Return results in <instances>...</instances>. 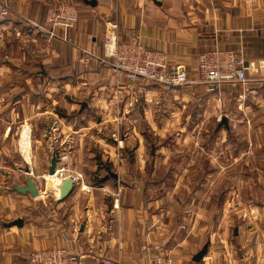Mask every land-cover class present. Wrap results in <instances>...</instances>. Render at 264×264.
<instances>
[{"label":"crops","instance_id":"1","mask_svg":"<svg viewBox=\"0 0 264 264\" xmlns=\"http://www.w3.org/2000/svg\"><path fill=\"white\" fill-rule=\"evenodd\" d=\"M0 2L10 8L0 21V264H29L32 252L55 247H66L91 264H149L158 253L196 264H264V170L249 175L242 166L235 174L231 165L218 169L233 176V183L216 212L211 208L214 196L205 188L192 194L182 177L171 184L157 180L161 164L147 172L140 133L139 150H131L132 137L125 129L118 143L109 146L107 140L116 123L124 128L142 122L149 115L145 103L158 89L145 81L131 84L104 60L108 27L117 22L120 40L139 39L165 52L187 67L192 82L198 80L199 55L213 47L262 62L247 71L236 96L228 94L236 91L230 83L213 91L225 110L232 100L242 103V93L248 97L241 105L245 108L255 99L250 130L245 131L251 141L255 130L264 127V0ZM58 2L80 11L65 38L61 30L51 36L46 24L47 8ZM187 86L210 92L202 81ZM27 138L28 146L23 145ZM97 145L104 154L93 151ZM60 150L70 153L64 165L83 177L69 196L56 201L59 189L44 194V177L53 152L58 156ZM255 151L237 153L257 158L249 170L264 165V150L258 156ZM83 165L92 166V176ZM29 176L40 196L14 188L24 187ZM205 245L206 253L195 261Z\"/></svg>","mask_w":264,"mask_h":264},{"label":"rangeland","instance_id":"2","mask_svg":"<svg viewBox=\"0 0 264 264\" xmlns=\"http://www.w3.org/2000/svg\"><path fill=\"white\" fill-rule=\"evenodd\" d=\"M151 84H153L152 88L156 87L158 91H156V96L151 94L152 96L145 103L149 115L144 117L142 122H137L135 125H124V128L122 124H119L120 122L116 123L115 130L118 129L120 132L118 141H121L123 132L126 131L125 133L128 132L132 137L130 139L131 150H139L136 147L139 141L137 133H140L143 138L140 150L146 152L147 172L154 173L153 165L158 162L161 165L157 167L154 175L157 180L164 179L171 184L175 179L182 177L184 184H189V193L192 194L200 187L202 188L201 192L205 188L209 195L214 196L211 208H214L216 212L222 204L223 197H229V189L233 183V176L222 172L223 175L227 174V177H224L218 169L221 167L230 168L231 165V171L235 174L238 171L236 169L242 166V170L249 172V175L255 174V171L261 168L264 170V165L263 167L260 165V168L257 166V169L252 167L249 170L252 160L257 158L253 155L237 154L238 152L245 153L246 150L251 151L252 154L256 150L255 154L257 155L261 153L258 150H264L263 126L256 129L257 131L255 130L253 140L249 141L245 136L246 129L250 130L248 117L256 105L255 99L248 101V107L245 108L244 105H241L248 97L242 93L245 95L241 98L242 103L238 104V101L232 100L229 106L226 105L227 110H225L224 107L222 109L218 106V96L213 92L215 87L210 89L207 86L210 92L206 94V90L202 92L203 86H197L191 90L188 89L187 84L181 86ZM238 88L236 85L233 88L236 91L228 92V94L232 97L236 96ZM242 94L239 92V95ZM66 99L70 100L72 97L68 95ZM236 110L239 112L238 114L235 112ZM240 119L245 123H239ZM109 124L111 125V123ZM124 129L125 131H123ZM113 131L110 130L108 133L111 134ZM28 141V138L25 139L23 145L27 144L28 146ZM107 141L109 146L113 141L118 143L110 137ZM8 144L11 145V142L8 141ZM92 148L94 152L101 150L103 153V149L98 145ZM12 156L15 161H21L19 153H13ZM83 168L91 176L94 173L92 166L89 168L83 165ZM48 175L50 174L48 173ZM44 178L46 184V175ZM43 179L41 182L44 181ZM96 179H98L97 176ZM204 183L205 186H208L207 188L202 187ZM187 194L184 190L182 195L186 196ZM54 195L56 196V194Z\"/></svg>","mask_w":264,"mask_h":264},{"label":"built area","instance_id":"3","mask_svg":"<svg viewBox=\"0 0 264 264\" xmlns=\"http://www.w3.org/2000/svg\"><path fill=\"white\" fill-rule=\"evenodd\" d=\"M10 14V8L5 2H0V21ZM80 18L78 7L71 3L58 2L46 10V24L51 36H57L61 30L65 34L76 25ZM117 22H111L104 39V60L110 62L117 74H122L128 82L135 84L148 81L161 86L184 85L190 81L187 67L170 60L165 52L146 47L141 40H120L117 34ZM85 53V52H84ZM81 62L87 61L86 56ZM262 62L248 61L240 52L213 47L201 53L197 61V81H205L210 89L222 83L232 85L244 84L247 81V71L258 69ZM118 94V93H117ZM119 97V96H118ZM119 130L110 134L111 139L118 141ZM70 153L60 150L54 176L63 180L70 177L76 183L82 179L81 173H75L64 164L68 162ZM58 164V165H59ZM49 175V176H53ZM59 184V186L61 185ZM119 193L115 194V206L118 207ZM117 201V203H116ZM29 264H91L85 258L64 247L37 250L30 254ZM149 264H195L192 261L183 262L172 255L156 254L151 256Z\"/></svg>","mask_w":264,"mask_h":264},{"label":"water","instance_id":"4","mask_svg":"<svg viewBox=\"0 0 264 264\" xmlns=\"http://www.w3.org/2000/svg\"><path fill=\"white\" fill-rule=\"evenodd\" d=\"M224 122H226V120H224ZM59 167L58 166V156H57V152L54 151L53 155H52V159H51V166L49 168L48 173L50 175H53L56 171V168ZM111 175L116 176V174L110 172ZM75 187V182L72 178L67 177L63 180L62 184L59 186V196L58 198H55L56 201H61L63 199H65L67 196L70 195V193L73 191ZM14 188H16L18 191L23 192V193H30L32 196L37 197L40 196V190L35 182V180L33 179L32 176H29L26 180V185L24 187L22 186H18L15 185ZM54 190V187L51 183L46 182L45 185V190H44V194H48L50 191ZM207 245L204 246V248L202 250H200L194 257L195 261H200L201 258L204 256V254L207 251Z\"/></svg>","mask_w":264,"mask_h":264},{"label":"bare ground","instance_id":"5","mask_svg":"<svg viewBox=\"0 0 264 264\" xmlns=\"http://www.w3.org/2000/svg\"><path fill=\"white\" fill-rule=\"evenodd\" d=\"M46 179L48 183H51L53 185V187H55L56 189H59V184H61V179L57 176H49L48 174H46Z\"/></svg>","mask_w":264,"mask_h":264},{"label":"trees","instance_id":"6","mask_svg":"<svg viewBox=\"0 0 264 264\" xmlns=\"http://www.w3.org/2000/svg\"><path fill=\"white\" fill-rule=\"evenodd\" d=\"M202 83L204 84V86H208V83L205 81H202Z\"/></svg>","mask_w":264,"mask_h":264}]
</instances>
